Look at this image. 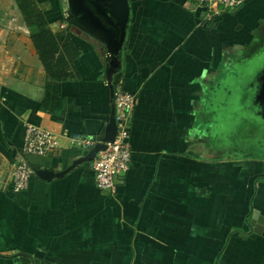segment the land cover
Here are the masks:
<instances>
[{"label": "crops", "instance_id": "1", "mask_svg": "<svg viewBox=\"0 0 264 264\" xmlns=\"http://www.w3.org/2000/svg\"><path fill=\"white\" fill-rule=\"evenodd\" d=\"M35 1L65 75L47 72L17 0H0V264H264L250 224L264 220V156L236 154L208 122L249 81L264 0L215 21L189 0H128L122 48L71 0ZM117 82L137 98L132 163L100 191L81 145L115 123ZM26 124L57 147L23 155ZM20 161L53 177L14 194Z\"/></svg>", "mask_w": 264, "mask_h": 264}, {"label": "built area", "instance_id": "2", "mask_svg": "<svg viewBox=\"0 0 264 264\" xmlns=\"http://www.w3.org/2000/svg\"><path fill=\"white\" fill-rule=\"evenodd\" d=\"M206 9L207 20L215 21L224 14L240 10L247 0H189ZM114 110L117 134L107 149L100 151L91 162L95 174L96 187L100 191L115 192L117 178H124L130 171L132 150L130 146L132 118L137 104L134 94L127 91L123 82H117L114 90ZM97 140H84L81 147L90 151ZM57 137L50 131L33 124H26L23 155L46 156L57 147ZM36 171L27 162L20 161L13 165L12 190L21 194L28 190Z\"/></svg>", "mask_w": 264, "mask_h": 264}, {"label": "water", "instance_id": "3", "mask_svg": "<svg viewBox=\"0 0 264 264\" xmlns=\"http://www.w3.org/2000/svg\"><path fill=\"white\" fill-rule=\"evenodd\" d=\"M73 2L85 18L89 19L96 27L104 29L110 36L113 34L116 39L112 43L122 48L129 20L128 0H73ZM260 81L259 98L264 106V73L260 76ZM116 134L117 126L116 123H113L103 141L95 144L79 163H91L100 151L107 149L108 143L115 141ZM36 175L44 180H50L53 177L52 173L42 170H36ZM250 224L254 233L264 236V220L255 216ZM19 256L26 255L21 253Z\"/></svg>", "mask_w": 264, "mask_h": 264}, {"label": "rangeland", "instance_id": "4", "mask_svg": "<svg viewBox=\"0 0 264 264\" xmlns=\"http://www.w3.org/2000/svg\"><path fill=\"white\" fill-rule=\"evenodd\" d=\"M65 1L66 0H59ZM73 2V0H71ZM264 31V26L262 27ZM261 30V31H262ZM80 31H83L80 29ZM257 47V46H256ZM251 82L243 81L236 86L237 90L231 94H221V98L229 99L230 103L227 106H221L219 110L220 114H216L215 117L208 120L209 123L215 127L218 126L220 132L225 139L229 142H233V139L240 143V147L235 150L236 146L231 145L233 150L237 151L238 155H258L264 156V136L263 133L258 131V127L263 122L259 115H256V106L249 105L248 99H246L247 88ZM260 85V84H259ZM259 95V93H258ZM220 96L219 94L217 97ZM257 96V93L256 95ZM247 104H246V103ZM239 103V104H238ZM263 142V144L261 143Z\"/></svg>", "mask_w": 264, "mask_h": 264}, {"label": "trees", "instance_id": "5", "mask_svg": "<svg viewBox=\"0 0 264 264\" xmlns=\"http://www.w3.org/2000/svg\"><path fill=\"white\" fill-rule=\"evenodd\" d=\"M18 6L31 31L37 51L48 73L53 77H63L65 74L54 72V56L59 49L55 37L46 22L44 13L35 0H17ZM65 40L64 37L61 38Z\"/></svg>", "mask_w": 264, "mask_h": 264}, {"label": "flooded vegetation", "instance_id": "6", "mask_svg": "<svg viewBox=\"0 0 264 264\" xmlns=\"http://www.w3.org/2000/svg\"><path fill=\"white\" fill-rule=\"evenodd\" d=\"M248 63L250 64L249 67L246 68V72L244 73V76H246L247 80H249L250 85L247 88V94H246V99H248V103H250L249 105H254L256 106V115H259L263 122L261 123V126H259L257 129L258 131L263 133L264 136V106L262 103V100L259 98V82L256 80H253V75L254 73H256V71L259 70V72L264 68V42H261V44L259 45V50L256 52V54H254L250 60L248 61ZM246 63V64H248ZM259 72H257V74H259ZM257 76V75H256ZM258 78V76H257ZM237 90V88H234L232 90H229V94H233L235 91ZM257 93V96H255ZM246 103V102H245ZM247 104V103H246ZM221 138L222 141H224V145H229L230 147H234L231 145H235L236 148L235 150H237L238 147H240L241 145H239L240 143H237L234 139L233 142H229L227 141L228 138H224L223 136H217V139ZM264 138V137H263ZM261 143V142H260ZM263 144V142L261 143Z\"/></svg>", "mask_w": 264, "mask_h": 264}]
</instances>
